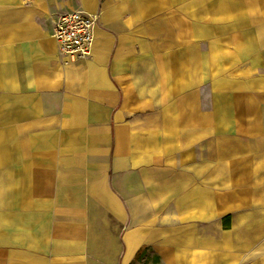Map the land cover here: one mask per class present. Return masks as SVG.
Wrapping results in <instances>:
<instances>
[{"label":"crops","instance_id":"0c3cea01","mask_svg":"<svg viewBox=\"0 0 264 264\" xmlns=\"http://www.w3.org/2000/svg\"><path fill=\"white\" fill-rule=\"evenodd\" d=\"M155 255L264 264V0H0V264Z\"/></svg>","mask_w":264,"mask_h":264},{"label":"built area","instance_id":"2783aa9c","mask_svg":"<svg viewBox=\"0 0 264 264\" xmlns=\"http://www.w3.org/2000/svg\"><path fill=\"white\" fill-rule=\"evenodd\" d=\"M99 15L73 10L57 16L52 22V36L58 43L64 65L88 60L94 50L95 29Z\"/></svg>","mask_w":264,"mask_h":264},{"label":"trees","instance_id":"16d2710c","mask_svg":"<svg viewBox=\"0 0 264 264\" xmlns=\"http://www.w3.org/2000/svg\"><path fill=\"white\" fill-rule=\"evenodd\" d=\"M149 247H145L144 249L140 250L136 256V261L142 260L144 258V256H146L147 252L149 251ZM135 264V262H134ZM152 264H161L160 262V257L155 255L153 257V262Z\"/></svg>","mask_w":264,"mask_h":264},{"label":"rangeland","instance_id":"374dc122","mask_svg":"<svg viewBox=\"0 0 264 264\" xmlns=\"http://www.w3.org/2000/svg\"><path fill=\"white\" fill-rule=\"evenodd\" d=\"M78 11H80V10H78ZM84 12V11H83ZM87 13V12H86ZM89 14V13H88ZM96 15H98V14H96ZM99 22V21H98Z\"/></svg>","mask_w":264,"mask_h":264}]
</instances>
